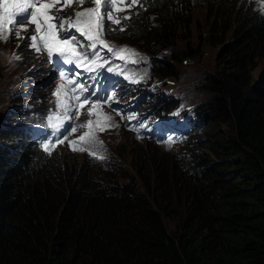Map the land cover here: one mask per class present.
<instances>
[{
	"label": "trees",
	"instance_id": "trees-1",
	"mask_svg": "<svg viewBox=\"0 0 264 264\" xmlns=\"http://www.w3.org/2000/svg\"><path fill=\"white\" fill-rule=\"evenodd\" d=\"M138 2L108 38L146 53L158 81L214 51L207 97L183 110L154 94L158 132L180 145L148 139L103 161L46 153L14 110L0 134V264H264V8Z\"/></svg>",
	"mask_w": 264,
	"mask_h": 264
},
{
	"label": "rangeland",
	"instance_id": "rangeland-1",
	"mask_svg": "<svg viewBox=\"0 0 264 264\" xmlns=\"http://www.w3.org/2000/svg\"><path fill=\"white\" fill-rule=\"evenodd\" d=\"M261 9L264 8V0H254ZM139 2L131 7L127 4L117 5L118 8H122L123 11H119L117 15L127 16L134 7L138 6ZM57 7H63V16H72L75 11L85 10L89 7H94L90 0H85L83 5H79L73 0L71 6L68 5H57ZM264 10V9H263ZM58 23V21H57ZM111 24L106 25L109 28ZM28 31H21L20 36L25 37L16 39L13 34L7 32L4 33V39L0 40V134L3 128L9 125V120H12L13 111L16 109H22L27 107L26 113L28 116H22V123L27 127H33L34 124L51 131L48 125V117L59 112L57 107V98L54 93L60 83L57 82L51 68L50 59L46 53H36L33 49L28 47L30 41L27 39L32 34L33 25H28ZM105 26L103 33L106 32ZM61 36L70 35L71 33L61 32ZM77 35L78 40H83L82 37ZM104 36V35H103ZM108 44L113 48L119 49L127 47L138 53V63L125 62L118 58H111V53L104 49L102 55L105 60L111 58L110 63L105 65L102 70L108 71L107 68L111 67L112 72H115L117 77L118 86L114 92L119 94V102H113L111 107L106 104L99 109H94V112H101L105 116H111V121H104L102 119L103 131L97 132V138L102 142V149H100L96 156H105L116 153L117 155L123 151L135 152L136 147L146 145V133L149 128H143L141 123H136L128 119L132 116L131 112L126 110L129 99H140L142 101L141 107L146 108V105L151 102L154 98V94H160L161 92L166 93L172 97L181 99V108L188 109L193 107L198 100H204L206 94L200 89V79H202L204 71L206 69L211 70L215 66V52L208 51V53L200 58L198 61H180V63L174 64L175 71L178 79L168 80L163 79L158 81L154 77L149 56L144 53L141 49L138 50L136 47L126 42H117L108 37H104ZM127 55V54H125ZM100 70V69H99ZM259 71L256 73V75ZM142 76V79H138L137 83H132L127 79L128 76ZM88 78H84L80 83L87 87ZM119 82L121 84H119ZM119 90V91H117ZM88 92V91H87ZM106 98V97H105ZM105 98L101 99L103 101ZM195 98V99H194ZM199 102V101H198ZM114 104H117L115 107ZM135 105V103H131ZM91 105H86L80 109V115L78 119L65 122L64 128L67 130L71 126H76L81 123H87L89 117L87 116V110ZM139 107L138 110H141ZM116 110H119V114ZM133 117V116H132ZM15 119V118H14ZM93 121L97 119L96 115L91 117ZM154 121L155 118L146 115L144 109L143 114L137 120ZM17 122V121H13ZM4 125V126H3ZM12 125H16L12 123ZM138 125V126H137ZM3 126V127H2ZM151 130V129H150ZM84 131V129H78L77 133H69L68 139L63 144H56L50 151H63L64 149H71L70 141L78 139V136ZM147 131V132H146ZM64 135V133H63ZM62 135V136H63ZM61 136V137H62ZM4 136L0 135L2 141ZM58 137H50L47 141H55ZM9 141V140H8ZM3 142L6 146H13L12 142ZM45 142V143H47ZM138 144V145H137ZM80 147V145H76ZM159 152H163L164 149L158 148ZM81 152V151H79ZM83 153V152H81ZM79 156V155H78ZM205 158L213 160L209 154L205 153ZM209 162L205 161V164Z\"/></svg>",
	"mask_w": 264,
	"mask_h": 264
},
{
	"label": "snow or ice",
	"instance_id": "snow-or-ice-1",
	"mask_svg": "<svg viewBox=\"0 0 264 264\" xmlns=\"http://www.w3.org/2000/svg\"><path fill=\"white\" fill-rule=\"evenodd\" d=\"M79 5H83L85 0H75ZM94 7L85 10L75 11L72 16H63V7L57 5L71 6L73 0H0V40L4 39V33L13 34L16 39L25 37L20 36L21 31H28V25H33L32 34L27 37L30 41L28 47L36 53H46L51 60L55 57L65 66H74L87 73L97 72L110 63L111 58H118L125 62L138 63V53L134 50L122 47L113 48L103 36L104 21L107 19L111 24L118 25L122 20H127L128 16H119L117 13L123 11L117 5L127 4L128 7L138 3V0H90ZM58 21V23H57ZM121 31L123 28L120 29ZM61 32L71 33L70 35L61 36ZM79 34L83 40H78ZM107 49L111 53V58L105 60L102 52ZM127 54V55H125ZM108 71H113L111 67ZM63 68L58 71V78L67 82L71 88H66L61 84L54 93L57 98V107L59 112L48 117V125L53 132L63 131L64 135L55 141H49L42 145L43 150L50 154V149L56 144H63L68 139L69 133L75 134L78 129L84 131L78 136V139L71 140L70 146L72 151L88 152L95 156L102 149V142L97 138L96 133L103 131L102 119L111 121V116H105L103 113L94 109L102 108L105 104L111 107L113 102L118 103L119 98L115 92L110 93L103 101L99 98L90 99L85 93L88 89L80 83L77 90V80L72 76L79 78L80 72L69 75ZM132 83H137L142 76L126 77ZM96 89H93L95 92ZM74 102V103H73ZM86 105H91L87 110L89 119L87 123H81L64 129L65 122L78 119L80 109ZM119 114V110H116ZM96 115L97 119L93 121L91 117ZM134 117L129 116L131 120ZM80 145V147H76ZM98 158L103 159V156Z\"/></svg>",
	"mask_w": 264,
	"mask_h": 264
},
{
	"label": "clouds",
	"instance_id": "clouds-1",
	"mask_svg": "<svg viewBox=\"0 0 264 264\" xmlns=\"http://www.w3.org/2000/svg\"><path fill=\"white\" fill-rule=\"evenodd\" d=\"M107 20V19H106ZM107 22H108V20H107ZM105 28H106V26H105ZM106 30H107V33H108V28H106ZM105 37H108L107 36V34L105 35ZM51 64V63H50ZM51 68H52V72H53V74H54V76H55V78L56 79H58V76H57V72L55 71V69L53 68V66H52V64H51ZM76 71H78V72H80L79 71V69H76ZM84 78H86V74H84L83 76H81V78H76L75 80H77V89H78V85L80 84V82H81V80H83ZM57 82H58V80H57ZM65 81H61V80H59V82L58 83H60V85L61 84H64V86L66 85L65 83H64ZM111 83V82H110ZM111 85H113L112 83H111ZM116 85V84H115ZM115 85H114V87H113V89L114 90H112V91H115V88L118 86V84H117V86L115 87ZM87 87H88V92L87 93H85V95H87L90 99H91V97L93 96V97H95L96 95L98 96V97H100L101 99H103V98H105V97H107L110 93H112V92H110V93H101V90H108V85H107V83H106V81H103L102 79H97V81H95V79H92V80H89V81H87ZM93 89H96V91L95 92H93ZM117 91H119V90H117ZM118 92H115V95H116V97H118L119 96V94H117ZM100 99V100H101ZM94 100H96V99H94ZM131 102H130V104H128V108L126 109V110H128V111H130L131 112V114H132V116L134 117L133 119H132V121H135L136 122V120L138 119V118H140V116L143 114V112H144V109H145V111H146V115H149V116H153L152 114H150V107H148L147 105L149 104H147L146 105V108H144L143 109V107H141V103H142V101H140V99H129ZM131 103H135V105H133V104H131ZM114 106L116 107L117 106V104H114ZM139 107H141V110H138L139 109ZM26 109H28L27 107H25V108H20V110L22 111V110H24V112H26L27 110ZM27 114V113H26ZM23 116H26V115H23ZM154 117V116H153ZM155 118V117H154ZM141 121H143V123H145V124H147L148 123V125H150V131L147 133V134H149L148 136H146L147 137V140L149 139V140H152V142L153 143H155L159 148H163L164 150H169V149H171L174 145H180V142H179V140H176V139H169L168 137L167 138H165V139H162V140H156L155 139V136H154V134H156V131H158L157 130V128L155 127V123H157L158 122V120H155L154 119V121H147V120H144V119H142ZM153 123V124H152ZM144 124V125H145ZM35 126H33V127H27L26 126V128H27V132H29L30 134H32V136L35 138V140L33 141V142H35V143H40V142H43V144L45 143V142H47L49 139H50V137L51 136H49V131L48 130H46V129H41V127H38V125H36V124H34ZM147 126V125H146ZM64 128H66V126L64 127ZM52 131V130H51ZM63 131H61V133H62ZM60 133V132H59ZM158 134H160L159 132H157ZM148 143V141H146V144ZM42 144V145H43ZM43 149V148H42ZM66 151L68 152V153H71V154H74V155H76V156H89L90 158H93V159H95V160H97V161H103V160H108L111 156H112V152L109 154V155H105V156H103V159H100V158H98V156H93V155H90L88 152H83V153H81V152H79V151H72L71 149H66ZM51 152H59V151H50V153Z\"/></svg>",
	"mask_w": 264,
	"mask_h": 264
},
{
	"label": "bare ground",
	"instance_id": "bare-ground-1",
	"mask_svg": "<svg viewBox=\"0 0 264 264\" xmlns=\"http://www.w3.org/2000/svg\"><path fill=\"white\" fill-rule=\"evenodd\" d=\"M104 37H105V35H104Z\"/></svg>",
	"mask_w": 264,
	"mask_h": 264
}]
</instances>
